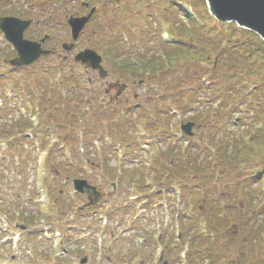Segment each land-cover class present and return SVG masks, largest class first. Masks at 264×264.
Wrapping results in <instances>:
<instances>
[{
  "label": "trees",
  "instance_id": "16d2710c",
  "mask_svg": "<svg viewBox=\"0 0 264 264\" xmlns=\"http://www.w3.org/2000/svg\"><path fill=\"white\" fill-rule=\"evenodd\" d=\"M178 5L190 13L181 15ZM109 18L118 23L115 31L109 36L104 29L95 46L108 63L129 79L158 78L162 103L174 97L182 114L180 106L193 109L188 120L207 123L199 141L187 147L178 142L162 154L169 164L161 157L159 170L126 175L128 183L146 177L175 182L183 205L178 229L191 249L187 264H264V41L234 24H217L204 0H125L122 13L100 16ZM162 29L170 44L159 38ZM204 101L209 104L199 109ZM77 107L67 103L49 118L63 121L59 129L65 132ZM84 124L74 133L83 132L89 150L94 129ZM107 129L124 151L135 145L133 132L128 136L122 125ZM188 207L190 222L181 217Z\"/></svg>",
  "mask_w": 264,
  "mask_h": 264
},
{
  "label": "rangeland",
  "instance_id": "374dc122",
  "mask_svg": "<svg viewBox=\"0 0 264 264\" xmlns=\"http://www.w3.org/2000/svg\"><path fill=\"white\" fill-rule=\"evenodd\" d=\"M18 1V0H17ZM22 0H20V3H18V7H15L16 9L19 10L18 15L23 16V17H28V18H35L38 19L37 17H40L41 15L37 12H39L40 10H44V15L48 14V9L49 6L46 2H44L43 0H32L33 2H26V3H22ZM93 1L92 3L96 2V0H91ZM4 7L7 6L6 12H8L9 14H17V10L14 12H12L11 10V5H7L5 2L3 3ZM28 7V9L26 8ZM53 7V6H52ZM27 9V12H26ZM76 10H80L83 11L84 10L79 7ZM51 11V9L49 10ZM59 8L58 7H54V13L58 12ZM183 10L181 9V12ZM185 11V10H184ZM82 12V13H83ZM61 13V12H60ZM183 14H185V12H183ZM31 18V19H32ZM33 19V20H35ZM36 21V20H35ZM217 23V22H216ZM217 24H221V23H217ZM58 37L61 39H65L68 40V29L67 26L65 24L64 18H62L60 20V29L57 33ZM165 38V35L163 34L162 39ZM82 44H86V45H93V43L91 42V40L89 41H84V43ZM0 46H6V44L3 41V37L0 36ZM50 64H53L52 61H50ZM211 66V65H209ZM2 69L4 71H7L6 67H2ZM50 69H53V67H50ZM2 72V70H0ZM57 72L55 71L53 73L50 72L49 74V79L47 80V85L48 88L51 87H57V82L60 81L59 76H57ZM77 73L82 74L81 70H77ZM36 81L33 78H27L26 82L28 85V91H34V88H36ZM6 90H2V91H7V97L10 96L9 92L11 85L9 80L6 81L5 87ZM37 89V88H36ZM138 92H143V91H138ZM50 89L48 90V95L50 94ZM29 103V101H27ZM19 104H23V102L19 101ZM27 103L26 107L28 106V108L32 109L34 108V105L36 104V99L33 100L32 105L30 106ZM16 107H19V105H16ZM23 108H25L24 106H22ZM51 107H47V112L50 111ZM54 109H52L53 111ZM19 111V110H18ZM5 116H1L0 117L2 119H6V123H10L13 122V118H17L19 112H17L16 114L14 113H10L8 111H5ZM52 113V112H51ZM33 114V113H32ZM175 115H177L175 112L173 113ZM26 117H28V112L25 113ZM14 116V117H13ZM170 119V123L172 125H174V128L172 129L173 132V138L178 139L180 138V132H179V124L181 118L180 115L176 118H172L170 116H168ZM0 118V124H2V122H4L5 120H2ZM9 118V119H8ZM28 119V118H27ZM35 119L33 118V116H31V120L30 122L32 124H36L37 122L34 121ZM48 124V123H47ZM41 130L44 131H48L46 133V135L48 136L47 140H46V149L44 150H38V145L41 141V134L38 135L37 138H35V134L36 132L31 131V135L28 138L29 140L31 139L32 141L30 142L31 145H28L27 147V155L26 157L28 158L27 160H25V158L23 159H19L18 156H14L15 154H10V151L14 145V142H12L10 139L9 140H0V202H5L6 205V210L7 211H11L13 209V207H16L17 205H19L22 210V214L23 215H27L28 213H32V211H34V207H37L39 209H42L43 211L48 208V212L46 213H41L44 216L49 215L50 217H52L53 223L51 224H45L43 222H39L36 227H37V231H38V236L39 239H42L39 244V248L41 251H46V253L48 254V258H36L34 256V254L31 256H28V252H25L22 248H19L20 242L17 245L18 246V255H17V259L13 262L9 261V259L5 258L6 255L9 254L10 250L9 248H7L5 251V253H3V257L0 258V264H27L28 261L31 262L30 264H56V262H58V257L61 254V246L65 247L67 244H72V239L68 240L66 239V241L60 245V240L55 238L56 233H57V229L59 231L62 230V225L61 222H58V211L57 208L51 206L52 204V199H50L47 194L48 192H56L58 189H62L64 190V197L68 198V199H72L75 200L76 203L80 204L78 198H76L75 193L73 192V189L71 187V185L69 184H63V181H59L60 186L56 183V180L54 178H52L53 176L46 174V172L43 170L45 165V159L50 153L53 155L55 154V148L57 146H59V144L61 143V141H64V137L65 135L68 133L69 131V127L66 128L65 132L60 136H58L60 134V130L57 127H54V124H50L45 127H42ZM135 131L143 137V131H144V127H142L141 125L135 126ZM198 132V131H196ZM138 135V136H139ZM79 137V136H78ZM80 140V137H79ZM143 141L145 142L144 144L146 145V147L144 148L145 152H151L152 156H154V153L156 152L155 150V144H156V139H149L147 137H145L143 139ZM27 142V141H26ZM97 142V141H96ZM96 142L92 141V147L93 150L91 151V153H94L98 148H94L96 146ZM152 142V144L150 143ZM104 144H106L107 146H110V143L107 140L103 141ZM143 143V142H142ZM62 151L63 155L67 156V149L65 148V145L62 144ZM148 146H150V149H148ZM80 151H83L82 149ZM97 152V151H96ZM117 156H120L121 154L116 152ZM36 156V157H35ZM38 156V157H37ZM18 157V158H17ZM43 158V167L39 166V164L41 163V159ZM52 160H54V158H52ZM52 160L50 163H52ZM56 160V159H55ZM120 162H122V159H116L114 160H109V169H112V173L114 174L113 178H109L107 177L104 172L99 173V170H94V172L87 166L81 165V170L80 172L84 175V177H87L89 179H92L94 181H96L97 183L101 182L102 183V188L105 192L107 193H112V187H111V183H115L116 181V175L118 174V166L120 164ZM42 169V170H41ZM114 170V172H113ZM47 180V184H48V189L49 191H46L45 189H42V186L40 184H44V180ZM107 184V185H105ZM55 187L54 190H52L51 188ZM120 187H118V191L119 193L117 195H115L114 197H110V200H105L103 206L101 207V210L97 211L96 216L98 215H105V211L109 209L110 212H118V215H123V218L121 221H119V219L116 220H108L107 219V223L105 228H101L99 229V231H105V232H109L110 230H112V232L115 234V236L118 238L117 243L113 244L112 247V252L111 254H107L106 252H103L101 255V263L102 264H107V261L105 260V256H109L110 260H111V264H121L120 262L124 259V256L127 255L128 253V249L130 248V245L133 246L132 243V239H133V235L136 234L137 231H140V234H142L143 236H149V232L150 230H154L157 231L158 227H156L157 225L159 226L160 224V217L157 216L153 217L152 214L154 212H152V210L150 211V213L148 214H138L136 213V211H127L125 212L124 208H131L130 205L133 204V201L135 198H139L142 195L139 194V192L137 191V189H129L127 191H125L124 188L119 189ZM150 191H152V188H150L149 190L146 191L150 193ZM175 191V190H174ZM31 192V194H30ZM176 192V191H175ZM143 193V192H141ZM145 193V192H144ZM143 193V194H144ZM177 193V192H176ZM33 194V196H32ZM171 194V193H170ZM51 196V195H50ZM171 198V196H170ZM173 201V200H172ZM2 205V204H1ZM153 205V209H155L156 211V206L157 203L155 202ZM161 205H162V209H161V215L162 217L165 219L163 220L165 223H169L168 222V214H169V203L168 202H164L163 200H161ZM175 207V210L177 211V208L181 207L180 203H177V201H175L174 203L172 202V207ZM136 209H138V206L136 207ZM190 212V210H188ZM129 215V216H128ZM2 217V215L0 214V218ZM132 220H137L138 217L144 219V221H141L139 223V225L135 224L132 222ZM71 221L72 218L69 219L68 221L64 220L63 223L66 224L68 227H73V225H71ZM146 221H152V223H150L149 225L146 224ZM1 222V220H0ZM14 223H12L13 225ZM98 225H100L99 223H97ZM1 225V224H0ZM149 226H151L149 228ZM107 227V228H106ZM53 231L52 233H55L53 236L50 235L49 231ZM173 230H176V227L173 228ZM12 233H19V232H14L12 230ZM46 233V235H45ZM7 236H10L11 233L8 232L6 233ZM20 234V238L21 241L25 240L26 237H28L26 234ZM15 235V234H14ZM47 237L46 239H44L43 237ZM14 237V236H13ZM49 239V240H48ZM11 242L12 244V237L8 240ZM54 243H57V248L56 250L52 247V245ZM1 245V243H0ZM35 247V245H33ZM68 248V247H67ZM12 252V251H11ZM160 251H157L156 255H159ZM2 255V253H1ZM13 255V254H12ZM29 257V259L27 261H25V257ZM97 256V255H96ZM124 262V260H123ZM181 262V261H180ZM72 263H77V260L74 259V261L71 262ZM180 264V263H179Z\"/></svg>",
  "mask_w": 264,
  "mask_h": 264
},
{
  "label": "flooded vegetation",
  "instance_id": "af4514ba",
  "mask_svg": "<svg viewBox=\"0 0 264 264\" xmlns=\"http://www.w3.org/2000/svg\"><path fill=\"white\" fill-rule=\"evenodd\" d=\"M73 2H74L73 0L71 1L56 0L53 5L67 3V5H69L72 9H75ZM115 3H117V1ZM84 4L88 5V3L84 1L80 2V5L85 9H90L93 6H96V8L100 6L104 8H108V7L111 8V6L113 5V0H97L96 2L93 3L92 6H90V8L89 6H85ZM67 11L69 10H66V12ZM75 14L78 15L79 13L76 12ZM59 25H60L59 16H57L54 19L43 16L41 17L40 20H36L29 28L30 29L29 33L31 34V37H28L27 39L39 42L44 38L45 35H47L48 38L44 41L41 48L43 50L49 51L51 54L49 56L39 58L38 61H36L29 67L11 68V72L13 76H21L22 78H25L28 73H32V72L40 73V82H38L40 93L37 95L38 102L40 103H42L43 101L42 95L44 93V88H45L44 77L47 78L48 76L50 61L53 62V64L51 65L53 67V71L58 70L60 73H64L65 63H71V65L74 67L75 65L73 63L74 55L80 52L82 49H85L80 47L81 45L79 42H76L71 52L64 53L63 50L61 49L62 48L61 45L63 44V42L55 34V30L58 29ZM87 26H89V24ZM84 34H82L81 40L84 38H86V40H90L95 36V31L93 27H89L88 31L87 29L84 30ZM14 58H16V53L12 52L9 60ZM73 67L70 68V71H73L74 69ZM102 67L104 70L108 72V75L104 79L99 78L98 72L90 71L83 67V72L88 75L86 77V81L88 88L90 90L89 92L90 100L93 103L94 109L99 111L110 110V109L116 110L118 108H123L127 104L132 105L133 104L132 101L137 102L134 104V107L136 109H141L143 108L144 105L145 107L150 106L148 103L146 104L143 103V101L145 100L144 99L145 96H142V93L139 94L137 91L132 90L133 86L136 83L129 81L128 73L126 71H120L117 67L113 68L112 66H109L107 61H105V59H102ZM70 77L73 80V83L71 84L76 88H80L79 85L80 83L82 84V82H80L78 77L75 76L74 74H71ZM61 84H63V82ZM22 85H24L23 90L27 91L26 82H21V81L14 82L15 88L13 90H18L15 92L21 93ZM137 85L141 86L144 84L138 82ZM29 95L31 94L27 93V96ZM149 99L150 98H148L147 100ZM152 99L154 100L155 98ZM12 100L16 105V101H18V98L15 97ZM17 137L22 138L23 136L21 134H18L12 138H14L13 140H15V138L18 139L17 142L19 140H22ZM158 239L160 240V237ZM111 246L112 243L110 244L109 251L111 249ZM166 247L167 246H164L165 252L162 251L157 257L151 256L152 260L156 259V262L154 264H163V262L165 261L164 259L165 255H170L171 250H166ZM151 258H144L139 254L137 256H131L129 260H131L130 261L131 264H148Z\"/></svg>",
  "mask_w": 264,
  "mask_h": 264
},
{
  "label": "water",
  "instance_id": "95a60500",
  "mask_svg": "<svg viewBox=\"0 0 264 264\" xmlns=\"http://www.w3.org/2000/svg\"><path fill=\"white\" fill-rule=\"evenodd\" d=\"M206 3L211 15L218 21L235 22L239 27L248 29L264 39V0H206ZM93 12L94 9L86 17L68 19L72 41L77 40L80 31ZM28 26L29 22H22L15 18L0 19V30L4 33L5 39L18 52V58L11 61V65H29L40 55L48 54V52L41 51L36 43L23 40L22 34ZM75 60L82 64H89L91 67L100 61L99 57L92 51L78 54ZM191 127L192 125L188 123L182 126V130L190 135ZM73 183L77 192L98 196L95 188L88 186L85 181L75 180Z\"/></svg>",
  "mask_w": 264,
  "mask_h": 264
}]
</instances>
